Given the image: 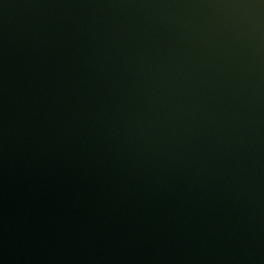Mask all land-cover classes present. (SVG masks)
I'll use <instances>...</instances> for the list:
<instances>
[{
    "label": "water",
    "instance_id": "1",
    "mask_svg": "<svg viewBox=\"0 0 264 264\" xmlns=\"http://www.w3.org/2000/svg\"><path fill=\"white\" fill-rule=\"evenodd\" d=\"M0 264H264V0H0Z\"/></svg>",
    "mask_w": 264,
    "mask_h": 264
}]
</instances>
